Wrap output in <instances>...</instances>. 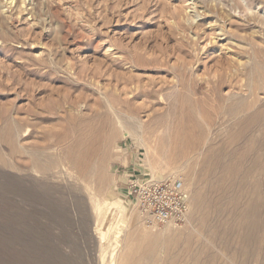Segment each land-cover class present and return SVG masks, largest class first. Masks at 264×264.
Masks as SVG:
<instances>
[{
    "label": "rangeland",
    "instance_id": "1",
    "mask_svg": "<svg viewBox=\"0 0 264 264\" xmlns=\"http://www.w3.org/2000/svg\"><path fill=\"white\" fill-rule=\"evenodd\" d=\"M24 1L0 0V264H119L130 250L146 264L153 235L168 242L148 264H191L201 249L213 264L239 262L236 241L227 251L220 241L234 214L217 201L227 186L237 199V179L209 175L202 162L234 128L264 135V0ZM179 107L194 128L185 154L165 129ZM133 168L183 180L184 224L143 225L124 195Z\"/></svg>",
    "mask_w": 264,
    "mask_h": 264
},
{
    "label": "bare ground",
    "instance_id": "2",
    "mask_svg": "<svg viewBox=\"0 0 264 264\" xmlns=\"http://www.w3.org/2000/svg\"><path fill=\"white\" fill-rule=\"evenodd\" d=\"M24 3H25L24 0H10V2L8 4H9V8L11 7L12 4H14V7L20 8L24 5ZM177 84H178V86H181V89H182V87H183L182 82L179 81V82H177ZM151 92L152 91H150L149 93H151ZM192 94H194V93H192ZM192 96H194V95H192ZM191 98L192 97H189L188 99H191ZM183 99L184 98L182 96V102H184ZM105 101H107V100H105ZM194 103L196 104V102H194ZM181 105H182V103H181ZM180 108L181 107H179L178 110L176 111L180 115L178 117H176V119L174 121H172L171 123L167 122L165 129H167V128L170 129L169 130L170 133H172L173 131L177 132L176 133V139L178 142H176V146L174 147V150H176L177 152H179L181 154H185L184 150L185 149L187 150L189 147V142H190V139L192 136V132L194 131V128L189 127L187 125V123L183 122L185 119L187 121H190V117H189V113H183L182 108L181 109ZM113 111H114V109H113ZM115 113H116V111H114V115H115ZM118 113L119 112H117L116 114H118ZM169 115H166V117H169ZM250 119H251V117L249 118V120ZM254 120L255 119L253 118V120L251 119L250 122H254ZM232 122H235V120ZM238 122H239V120H238ZM238 122L237 121L235 122L236 126H238V124H239ZM241 124H244V123H241ZM242 127H244V126H242ZM238 128H241V127L238 126ZM230 129H232V128H230ZM244 129H246V128H244ZM249 129H251V128H249ZM249 129L246 132H249ZM243 134H244L243 129L240 131V130H237L236 128H234V130L231 131L229 136H227V139H225V140L222 139L221 142H217V143H220V144H217L219 146L218 149H216V150L214 149L213 151H211V153L209 155H207V158L202 163H203L204 167H206V172L209 175H221L222 176V177L220 176L221 180H230L232 178L237 179L236 188H237V192H238V197L235 200L234 199L232 200L230 198V192L228 191V188H229L228 186L224 187L222 189V191L220 190L221 188L219 187V192L222 195H219V198L217 199V201L218 202L226 201L227 208H230V209L225 210V215H227L228 213H230V215L234 214V221L232 222L233 224L229 225L226 222H224V224L228 225V227H227V229H225L222 232L223 236L220 239V241H221V243L224 244L225 250L227 251L228 246L232 245L231 242H233V239H234L236 241V245H237V247L235 249V254L237 255L238 260H239V262H237V261L236 262L238 264H252L253 259L255 258L256 254L259 252H261V254L263 256V260H264V245L260 246L261 244L258 241V235H257L258 231L262 232V234H263L262 243L264 244V218L259 219V222H258L259 212L261 211L264 213V135L261 138L257 139L252 135L250 137V136H247L246 134L245 135H243ZM249 134H251V133H249ZM126 136H128V135L126 134ZM243 137L245 139L248 138V141H247L248 145H246V147H241V144H240ZM171 140H172V137L171 136L168 137L167 141H171ZM225 145L229 146V147L234 145L233 149H230V150H232L231 152L227 151L228 154H225V152H224V148H225L224 146ZM18 149L23 150V147L22 148L19 147ZM25 152H27V151L24 150V153ZM28 152H29V150H28ZM38 153H39V151H38ZM29 154L31 155V152ZM86 154H87L86 151H82L80 149L76 152V154L74 156V158L76 160V164L78 165L79 168L82 169V171H80L82 174V177H85L86 172L90 171V168L85 166L83 163V159H84ZM24 156H26V155H24ZM40 166H42V165H40ZM138 176L144 180H148L147 178H145V175L139 174ZM151 179H153L152 176H151ZM262 189H263V195L261 194ZM124 195H125L126 200L130 201V197H128L127 192L126 193L124 192ZM197 203H198V205H200V201ZM120 204H121V201L115 200V203L110 204V205L112 208L117 207V208L122 209L120 207L122 204L121 205ZM110 205H108V206H110ZM100 208H101V206L99 204H96L93 206V209L95 210V212L100 213V211L103 210ZM112 208L107 207V209H105L106 211H104L103 214H101V215L111 214L109 212L107 213V211L112 210ZM113 209H115V208H113ZM134 209H136V208H134ZM214 211H215V214H218L220 212V208H218V209L216 208ZM99 213H98V215L101 216ZM127 213L125 214L126 215L125 219H128L129 222L132 223L134 221V216L127 214ZM221 213H222V211L218 215L220 216ZM108 218H109V216H108ZM119 221H120V223H122L120 225L121 226L123 225V227H124V224H125L124 217L122 219L120 218ZM123 227H121V229ZM125 227H128V226L125 225ZM116 228H115L116 229L115 235H119L121 229L118 228V225ZM215 237L216 238L218 237L217 233H216ZM166 239L167 238L159 237L157 235H153L151 237H148L146 240V244H144L145 247L143 248V252H141L140 254L147 256L148 262L153 260L154 248L157 245L166 244L168 242ZM184 241L186 242L187 245H190L191 238L186 237L184 239ZM115 242H117V241H115ZM141 242H143V238H142ZM177 242L178 241H176L174 243L178 244ZM203 250L204 249H201L200 250L201 252H199L198 254L193 256L192 258H190L191 264H213L212 260L208 259V256L210 253L209 250L208 249H206L205 251H203ZM138 252H139V250H135V251L130 250L128 252V255L125 254L123 259L122 258L120 259L119 264H142V262H141L142 260H140V258H138V259L132 258V256L135 254H138ZM187 252H188V250H185L183 252H178L176 254V257H179L180 255H185V254H187ZM204 255L207 258L203 261V259L202 258L200 259V257L204 256ZM222 256L223 255H221V257ZM223 260H225V259H223ZM175 261H176V258L174 259V261H170V262L165 263V264H176ZM148 262L146 264H148ZM260 264H264V263H260Z\"/></svg>",
    "mask_w": 264,
    "mask_h": 264
},
{
    "label": "built area",
    "instance_id": "3",
    "mask_svg": "<svg viewBox=\"0 0 264 264\" xmlns=\"http://www.w3.org/2000/svg\"><path fill=\"white\" fill-rule=\"evenodd\" d=\"M125 189L130 202L147 228L181 226L188 218L190 201L180 177L144 180L125 174Z\"/></svg>",
    "mask_w": 264,
    "mask_h": 264
},
{
    "label": "crops",
    "instance_id": "4",
    "mask_svg": "<svg viewBox=\"0 0 264 264\" xmlns=\"http://www.w3.org/2000/svg\"><path fill=\"white\" fill-rule=\"evenodd\" d=\"M135 170L138 172V169H134V168H133V169L131 170L132 173H134ZM138 174H140V173L138 172ZM141 175H143V174H141Z\"/></svg>",
    "mask_w": 264,
    "mask_h": 264
}]
</instances>
